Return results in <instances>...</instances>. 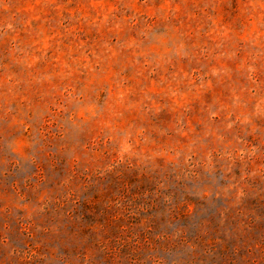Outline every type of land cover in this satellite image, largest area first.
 Returning a JSON list of instances; mask_svg holds the SVG:
<instances>
[{
  "label": "rangeland",
  "instance_id": "obj_1",
  "mask_svg": "<svg viewBox=\"0 0 264 264\" xmlns=\"http://www.w3.org/2000/svg\"><path fill=\"white\" fill-rule=\"evenodd\" d=\"M0 264H264V0H0Z\"/></svg>",
  "mask_w": 264,
  "mask_h": 264
}]
</instances>
